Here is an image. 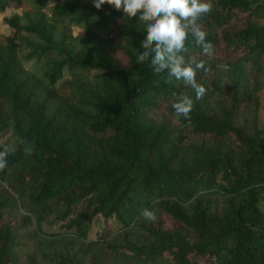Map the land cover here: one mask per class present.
Masks as SVG:
<instances>
[{"label":"trees","instance_id":"16d2710c","mask_svg":"<svg viewBox=\"0 0 264 264\" xmlns=\"http://www.w3.org/2000/svg\"><path fill=\"white\" fill-rule=\"evenodd\" d=\"M50 1L0 0L21 9L0 33V133L17 138L0 144V264H264V0H211L197 21L212 52L189 36L184 55L207 69L201 99L137 63L138 18ZM180 93L190 119L175 117ZM97 213L118 225L88 239ZM55 220L72 237L42 229Z\"/></svg>","mask_w":264,"mask_h":264},{"label":"clouds","instance_id":"9594fccd","mask_svg":"<svg viewBox=\"0 0 264 264\" xmlns=\"http://www.w3.org/2000/svg\"><path fill=\"white\" fill-rule=\"evenodd\" d=\"M98 10L107 4L132 20L145 25L146 35L141 41L142 51L137 55V63L149 61L156 74L166 73V83L173 78L190 86L196 99L206 94L203 85L197 82L198 70H205L203 61L186 59L189 36L193 43L211 54L212 45L206 40V33L197 23L202 17L213 11L211 0H93ZM220 67L227 69V65ZM175 117L190 119L193 99L183 93L174 95L170 101ZM24 151L31 155L33 146L26 145ZM8 149L0 150V170L7 167ZM140 217L148 222H155L157 214L154 209L144 208Z\"/></svg>","mask_w":264,"mask_h":264},{"label":"rangeland","instance_id":"374dc122","mask_svg":"<svg viewBox=\"0 0 264 264\" xmlns=\"http://www.w3.org/2000/svg\"><path fill=\"white\" fill-rule=\"evenodd\" d=\"M56 1L61 0H51V3H55ZM88 5H94L93 0H78ZM13 13H21V9L13 6H8L5 10L0 12V33L2 34H9L12 32V28L4 21L3 17L5 15H11ZM261 23L264 22V17L259 20ZM73 33H78L82 31L80 27L74 26L72 27ZM29 51L28 47L22 46L19 48V54L22 56V63L23 65L28 68L29 70H36L37 62L35 59H26L24 55ZM91 72H95L96 70H90ZM69 78V73L67 70L64 71L63 79ZM260 97L262 103H264V88L260 90ZM260 126L264 130V108L260 109ZM17 138L14 134L13 130L10 129L5 133H0V144H5L9 148H14L16 144ZM259 206L261 209H264V202L260 201ZM118 222L114 215L106 216L103 213H97L91 217L88 221L85 235L88 239L95 238L98 234L103 232H109L112 229L116 228ZM42 229L47 233H58L59 236L64 237H72L73 231L72 229H68L62 223V221H51L47 223L41 224Z\"/></svg>","mask_w":264,"mask_h":264}]
</instances>
